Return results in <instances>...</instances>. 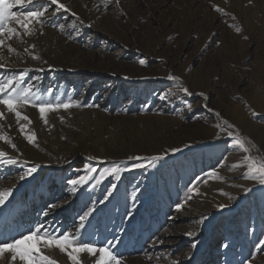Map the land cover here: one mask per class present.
<instances>
[{"label":"rangeland","instance_id":"374dc122","mask_svg":"<svg viewBox=\"0 0 264 264\" xmlns=\"http://www.w3.org/2000/svg\"><path fill=\"white\" fill-rule=\"evenodd\" d=\"M62 2L93 27L80 26L67 14L53 18L56 23L77 24L79 34L73 32L77 38L67 41L49 24L44 35L27 40L47 63L32 61L24 55V45L14 43L21 56L8 58L5 50L11 67L7 73L0 69V75L28 68L26 83L45 93V99L55 102L71 96L95 107L49 114L48 126L34 108L24 109L32 120L30 129L38 137V147L27 144L14 117L0 122V134L13 139L21 158L29 161L27 166L41 165L35 179L23 182L18 179L23 167L0 168V189L16 187L10 210L0 217V231L14 227L25 232L44 223L49 230L72 232L85 201L102 199L115 183L114 198L81 238L96 243L111 239L118 228L125 229L118 248L125 264H170L163 256L179 258L182 264H244L253 253L252 264H264V252L255 247L264 239V188L243 178L245 168L230 170L245 153L228 146L226 133H220L221 139L214 138L220 132L219 121L202 107L206 102L219 112L264 155V0H121L119 9L114 4L106 9L102 0ZM213 5L226 14L216 12ZM139 59L146 64L141 66ZM178 61H191L189 71L177 72ZM36 67L44 71L36 72ZM55 68L72 73L50 72ZM170 74L179 76L194 93H204L207 101L196 95L185 97L167 80ZM48 89H52L51 96ZM167 92L173 94L162 101L159 97ZM253 111L259 115L253 117ZM171 147L182 151L169 155L156 168L124 171L137 163L129 161V156L162 154ZM0 150L15 155L3 142ZM252 154L257 153L253 150ZM89 156L105 163L90 162ZM85 163L97 168L96 177L116 166L121 170L119 179L108 177L99 185L92 179L68 204L42 217L48 202H59L68 195L67 179L83 175L73 169H83ZM213 170L220 179L209 177ZM243 187L253 190L245 195ZM189 195L193 199L176 213V204ZM134 203V218L122 222ZM219 204L227 207L218 211ZM203 216L208 219L197 225ZM187 230L197 232L194 241L183 235ZM161 239L164 244H153ZM191 242L198 247L188 260L183 254ZM223 243L231 247L223 250ZM48 254L58 264H69L58 250ZM82 259L91 264L86 255Z\"/></svg>","mask_w":264,"mask_h":264},{"label":"snow or ice","instance_id":"6c2138e0","mask_svg":"<svg viewBox=\"0 0 264 264\" xmlns=\"http://www.w3.org/2000/svg\"><path fill=\"white\" fill-rule=\"evenodd\" d=\"M251 2V0H249ZM102 4L106 9L110 8V5L119 9L121 7V0H102ZM216 12L224 13V10L220 7L213 5ZM96 11H99V6H96ZM61 14H67L74 17L79 22L80 26L92 28L91 23L85 24L81 17L72 11L62 0H0V69L7 73L11 67V64L4 58V52L6 50L8 58L13 55L20 57L21 54L17 48L14 47V43L24 45L23 53L32 61L39 63H47L43 61L42 57L35 51L36 45L27 43L28 38L44 35V29L51 25L52 28L59 31L61 35H65L67 41H73L77 38L73 35V32L79 34L80 28L77 24H64L56 23L53 18L60 17ZM120 15L123 17L124 13ZM235 19V17H233ZM71 29V31H68ZM237 33L241 32L240 28H236ZM247 39V37H244ZM138 63L141 66L146 64L145 59H139ZM30 69L25 68L22 71L14 73L12 75H0V122H6L9 116L14 117L15 123L18 127V131L27 144L38 147V137L34 131L30 129L32 120L23 111L26 108H34L39 113V119L45 126L49 125V114H58L60 112L68 113L72 109L79 108H91L95 107L92 104H84L80 100L73 99L69 96L65 100L45 99V93H40L32 83H26V78ZM36 72H43V67H36ZM167 80L173 82L178 86V91L182 92L185 97H192L193 95L201 96L207 101V96L202 92H193L188 87H185L179 76L168 75ZM124 80H128V76L123 77ZM173 93L167 92L161 95L159 98L167 100ZM47 95H52V89L47 90ZM202 107L208 112L216 116L219 121L216 127L220 130L214 137L215 139H221L220 133H226L229 147L233 149H240L243 153L240 163H233L230 166V170L237 168H245L246 171L242 173L243 178L254 184L264 188V155L259 154V149L248 138L242 136L237 130L235 125L229 121L222 119L219 112H215L209 108L205 102ZM188 110H192V105L188 104ZM253 117L259 115L253 111L251 113ZM61 123L64 122V118L60 117ZM26 122V123H22ZM3 125L0 124V128ZM11 127V125H9ZM64 139V137H61ZM0 142L9 146L15 155H10L5 150H0V168H9L15 166H21L24 170L19 174V181H27L29 179H35L38 170L41 168L40 164H33L27 166L29 161L23 160L22 154L19 151L17 145L13 142L10 136L0 134ZM185 148L190 145L185 144ZM253 150L256 151V155H253ZM179 147H171L163 149L162 154H156L151 156H129V161H135L132 169L125 168L124 171L130 170H144L149 168H156L158 163L164 161L169 155H175L181 152ZM88 161H96L103 164L105 161L98 160V158L89 156L86 158ZM226 159V158H225ZM143 161V162H141ZM64 163L71 164V160H65ZM223 163V162H222ZM26 166V167H24ZM73 171H83V175L76 178H69L66 181L68 185V195L59 202H48L40 215L42 217H48L51 213L55 212L58 208L63 207L69 203V198L76 196L78 190L84 188L90 180L96 179V185L101 184L108 177H115L119 179L118 167L113 166L111 168H105L96 177L97 168L92 163H85L83 169H73ZM210 178L220 179L219 174L213 170L208 174ZM117 184L113 183L106 189L102 199L96 201H85L80 214L76 218L74 224V231L59 232L56 229L49 230L44 223H37L33 227H29L25 232H18L16 228H9L7 232L0 231V264H58V261L54 260L48 254L53 250H58L60 254L67 257L69 264H84L82 257L86 255L91 264H125L124 256L118 251L119 245L122 242L121 235L125 232V229L118 228L113 233L111 239L105 238L104 241H98L93 243L91 241L83 240L82 234L86 231L88 225L96 215L103 211V208L111 202L114 198V194L117 191ZM194 185L190 186L188 191L193 193ZM16 190L15 185L0 189V217H3L6 212L11 208L14 192ZM251 187H243V193L245 195L252 192ZM136 191H139L137 189ZM83 195V193H79ZM199 194L198 192L196 193ZM223 194V193H222ZM193 196L189 195L185 198L184 202L177 203L175 206V212L181 213L187 202L192 200ZM232 197L229 196V200ZM103 206V207H101ZM227 206L225 204H219L217 206L218 211H223ZM136 208L134 203L126 212L123 217V221H130L134 218L133 212ZM170 220L174 219L169 217ZM208 219L207 216L201 217L196 221L197 225H202ZM16 232V235L13 233ZM190 241H194L197 237L195 230H187L183 233ZM164 240L153 241L154 245L164 244ZM198 247L196 242H191L188 252L184 253V258L190 260V253ZM223 250H227L231 247L229 243H223L220 245ZM256 249L260 252H264V239H260L255 245ZM161 256H157L156 259H161ZM151 258V257H150ZM164 259L170 260V264H182L179 258L171 259L168 256H163ZM255 260V253L251 254L249 259L244 261V264H252ZM227 264V262H226Z\"/></svg>","mask_w":264,"mask_h":264},{"label":"bare ground","instance_id":"6f19581e","mask_svg":"<svg viewBox=\"0 0 264 264\" xmlns=\"http://www.w3.org/2000/svg\"><path fill=\"white\" fill-rule=\"evenodd\" d=\"M191 61H188V62H186L185 64H180L179 63V61H178V63H177V65H176V71L177 72H180V74H182V73H184V72H186V71H189V69H190V63ZM174 66V65H173ZM169 68H170V66H169ZM57 71H60V72H62V73H64V75L65 74H68L69 72L70 73H72L70 70L68 71L67 69H60V70H57L56 68L55 69H51L50 70V72H57ZM177 89V88H176ZM212 143V142H211ZM194 256V255H193Z\"/></svg>","mask_w":264,"mask_h":264}]
</instances>
